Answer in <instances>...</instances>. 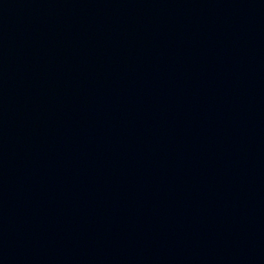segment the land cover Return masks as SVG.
I'll return each mask as SVG.
<instances>
[{"label":"water","instance_id":"1","mask_svg":"<svg viewBox=\"0 0 264 264\" xmlns=\"http://www.w3.org/2000/svg\"><path fill=\"white\" fill-rule=\"evenodd\" d=\"M0 264H264V0H0Z\"/></svg>","mask_w":264,"mask_h":264}]
</instances>
